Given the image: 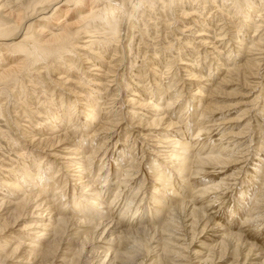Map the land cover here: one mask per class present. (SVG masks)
Returning a JSON list of instances; mask_svg holds the SVG:
<instances>
[{"label":"rangeland","instance_id":"374dc122","mask_svg":"<svg viewBox=\"0 0 264 264\" xmlns=\"http://www.w3.org/2000/svg\"><path fill=\"white\" fill-rule=\"evenodd\" d=\"M10 1L13 13L36 4L24 18L47 26L42 36L73 24L94 44L81 50L77 38L59 62L26 64L10 94L0 82V264H264V0ZM89 5L115 8L117 36L79 24ZM9 41L0 37V73L24 62ZM60 62L75 69L60 73ZM25 193L41 206L14 216ZM81 208L93 225L69 224L52 246L39 236L49 217Z\"/></svg>","mask_w":264,"mask_h":264},{"label":"bare ground","instance_id":"6f19581e","mask_svg":"<svg viewBox=\"0 0 264 264\" xmlns=\"http://www.w3.org/2000/svg\"><path fill=\"white\" fill-rule=\"evenodd\" d=\"M14 2H16V1H18V0H13ZM12 1V2H13ZM37 1V3H38V5L39 4H43L44 2H46L47 0H36ZM35 1V2H36ZM75 1V2H74ZM77 1V2H76ZM159 0H157V2H158ZM48 2V1H47ZM61 2V1H60ZM59 2V3H60ZM65 2H67V3H72V2H74L75 4H77L78 6H81L82 4H83V2H82V4H80V3H78L79 2V0H65ZM262 2V1H261ZM29 3H31V2H29ZM58 3V2H57ZM58 3V4H59ZM214 3V2H213ZM11 4V1L10 0H2L1 1V3H0V10H5V11H3V12H1V13H4L5 14V16L7 17L6 19H8V18H10V17H12V20H13V25L12 26H10V27H6L7 25L5 24V23H3V22H0V37H1V39L2 38H7V39H9L10 41H9V43H11L12 44V46H11V50H13L14 52H18L19 54H21L22 55V57H23V64L21 65L20 63L19 64H17V65H14L13 67H10V68H7V69H5V70H3V71H1V73H0V82H2V85L4 84L5 86H4V89H3V91H5V92H8V94H10V92L11 91H9L8 89H11L9 86H12V85H20L21 84V80H19L20 78H19V75H21V73L23 72V75H25V77H28L29 76V74H27L28 72H27V68L25 67V65L26 64H28V66H29V71L31 72V70H33V69H36V68H34V66L37 64V63H39V62H42V65H45L46 66V63L48 64L49 63V60L51 59V58H56L58 61L57 62H59V57L61 58L62 56V53L63 52H67L68 50H70L71 49V46H75V44H73L72 42H73V40L74 39H79V40H82L83 39V41H81L82 43V45L81 46H79L78 48H87V47H89V49H91V45L93 46V44L94 43H90L89 41H84V39L86 38V36H87V34H88V32L86 31V29L88 28V27H85V28H82V29H75V26L73 25V24H62L63 26H61L60 28H61V32L59 31V33L57 32V34H54V33H52L50 30H47L46 31V33L48 32V34L47 35H45V36H42V34L43 33H45V30L44 29H48L47 28V26H41V28H40V30L38 31V30H34L35 29V27L34 26H37V25H35V24H33V25H31L29 22H31L32 23V21L31 20H29V22H27V23H25L26 22V18L28 19V17H26V18H24V14H26V12L28 13V12H30V10H29V6H31L32 7V11L34 12L35 10H33V9H35V8H33V6H35L36 4L34 3V2H32L29 6H28V9H24L23 11H20V9H19V12L18 13H13L12 11H10V8H9V5ZM15 4V3H14ZM17 4V3H16ZM28 4V3H27ZM93 4V3H92ZM232 4V3H231ZM51 6V5H50ZM103 6V5H102ZM166 6V5H165ZM252 5H250L249 7H251ZM53 6H51V8H52ZM254 7V6H253ZM252 7V8H253ZM42 8V7H41ZM76 8V7H75ZM255 8V7H254ZM53 9H55V8H53ZM53 9H51V10H53ZM16 10V9H15ZM18 10V9H17ZM50 10V9H49ZM50 10V11H51ZM31 11V12H32ZM58 11V10H57ZM62 11V10H61ZM86 11H87V15L85 16V17H82V18H80V21H79V24L80 23H82V22H84L85 20H87V19H90V18H92V24H93V22H94V24H96L97 26H99L101 29H104L105 30V35H108V36H110V35H116L117 36V34H118V29H119V26H120V23H121V19H120V17L119 18H116V17H112L113 16V14H114V11H115V8H113V7H102V8H100L99 10H97L96 11V8L95 7H93V5H89V7H88V9L86 8ZM198 11V10H197ZM16 12V11H15ZM30 12V13H31ZM53 12V11H52ZM161 14V13H160ZM247 14V13H246ZM29 15V14H28ZM53 15V14H52ZM57 15H58V13H57ZM183 15V14H182ZM31 17V16H30ZM260 17V16H259ZM3 18V17H2ZM5 18V17H4ZM24 19H25V21H24ZM56 19V18H55ZM58 21V20H57ZM246 24V23H245ZM252 25V24H251ZM79 26V25H78ZM38 27V26H37ZM39 29V28H38ZM60 30V29H59ZM94 30V29H93ZM58 31V30H57ZM39 32V33H38ZM92 32V31H91ZM97 32H99V31H97ZM37 33V34H36ZM56 33V32H55ZM95 33V32H94ZM37 36H36V35ZM40 35H41V37H44L43 39H39V37H40ZM200 36V35H199ZM91 37V36H90ZM106 37V36H105ZM88 38V37H87ZM86 38V39H87ZM103 38V37H102ZM113 38V37H112ZM105 39V38H104ZM107 39V38H106ZM109 39H111V38H109ZM108 39V40H109ZM78 40V41H79ZM108 40H107V42H108ZM203 40V39H202ZM3 41H5V40H3ZM106 41V40H105ZM109 41H111V40H109ZM114 41V40H113ZM201 41V40H200ZM202 42H204V41H202ZM6 44H7V42H5ZM76 43V42H75ZM88 43H90V45L88 46L87 44ZM99 43V42H98ZM104 44V43H103ZM106 44V43H105ZM3 45V44H2ZM2 45H0V46H2ZM5 45V44H4ZM9 45V44H8ZM99 45V44H98ZM108 45H109V43H108ZM101 46H102V44H101ZM104 46H107V45H104ZM9 47V46H8ZM77 48V49H78ZM104 48H106V47H104ZM10 49V48H9ZM94 49L96 50V48L94 47ZM98 49V48H97ZM243 49V48H242ZM1 50V49H0ZM5 50V49H4ZM82 50V49H81ZM105 50V49H104ZM103 50V51H104ZM71 51H72V49H71ZM98 51V50H97ZM73 52V51H72ZM106 53V52H105ZM115 53V52H114ZM97 55V54H96ZM96 55H95V57H96ZM98 56V55H97ZM114 56V55H113ZM89 57V56H88ZM101 57H103V56H101ZM71 58V57H70ZM22 59V58H21ZM55 59V60H56ZM85 59H87V58H85ZM98 59V58H97ZM99 59H100V57H99ZM83 60H84V57H83ZM51 61V60H50ZM251 61V60H250ZM256 61V60H255ZM53 62H55V61H53ZM86 62H87V60H86ZM88 62H89V60H88ZM255 63V62H254ZM62 64H64L63 62H60V65H62ZM66 64H64V66H65ZM27 66V67H28ZM38 66V65H37ZM189 66V65H188ZM256 66V65H255ZM66 68L64 69V70H62V71H60V73L62 72L63 73V71H68V70H71V69H75L73 66H72V64L70 63V64H68L67 66H65ZM91 67V66H90ZM37 68H39V67H37ZM26 69V70H25ZM90 68H88L87 70H89ZM78 70V69H77ZM76 70V71H77ZM35 71V70H34ZM37 71V70H36ZM75 71V72H76ZM234 71H237L236 69L234 70ZM239 71V70H238ZM85 72V71H84ZM107 73V72H106ZM108 73H110V72H108ZM32 74V73H31ZM77 74V73H76ZM59 75V74H58ZM82 75V74H81ZM84 75V74H83ZM22 76V75H21ZM23 77V76H22ZM81 77V76H80ZM105 78V77H104ZM192 78V77H191ZM196 78V77H195ZM22 79V78H21ZM64 79V78H63ZM199 79V78H198ZM28 80V79H27ZM59 80H61V79H58V81ZM67 80V79H66ZM81 80H82V78H81ZM95 80H97V79H95ZM24 81V80H23ZM77 81H80V80H77ZM98 81V83H99V85L100 84H102L100 81H102V78L99 80H97ZM97 81H95V82H97ZM82 82V81H81ZM63 82L62 81H60L58 84L59 85H61ZM78 83V82H77ZM98 83H96V84H98ZM10 84V85H9ZM82 84V83H81ZM23 85H24V82H23ZM26 85V84H25ZM24 85V86H25ZM32 85V84H31ZM40 85V84H39ZM83 85V84H82ZM81 85V86H82ZM85 85V84H84ZM108 85V84H107ZM34 86V85H33ZM78 86V85H77ZM9 87V88H8ZM83 87V86H82ZM85 87V86H84ZM8 88V89H7ZM78 89H79V86H78ZM82 89V88H81ZM0 92H1V90H0ZM75 92V91H74ZM73 92V94L76 96V95H78L77 96V98L79 97V94L81 95L82 93L81 92H76V93H74ZM84 92V91H83ZM87 92V91H86ZM200 92V91H199ZM12 93V92H11ZM6 95H7V93H5ZM83 95V94H82ZM81 95V96H82ZM200 95V94H199ZM80 96V97H81ZM89 97V96H88ZM91 97V96H90ZM76 98V99H77ZM92 98V97H91ZM96 98V97H95ZM98 98H100V97H98ZM75 99V100H76ZM80 99V98H79ZM18 100V99H17ZM87 100H88V98H87ZM90 100H92V102H93V100L94 99H90ZM77 101V100H76ZM80 101V100H79ZM82 101V100H81ZM97 101V100H96ZM95 101V102H96ZM77 103V102H76ZM91 103V102H90ZM88 104H89V102H88ZM87 104V105H88ZM93 104V103H92ZM75 105H77V104H75ZM91 105V104H90ZM81 106V105H80ZM85 106V105H84ZM95 107L96 106H98V105H94ZM171 106V105H170ZM73 107V106H72ZM91 107V106H90ZM147 107V106H146ZM154 107V109L155 108H157V106H153ZM215 107V106H214ZM96 110V109H95ZM93 108H89V109H84V111H86V115L85 116H87L88 118L90 117V119H91V121H93L94 122V120L96 119V117H95V115H93V111H95ZM219 110V109H218ZM164 111V110H163ZM203 114V113H202ZM52 115V114H51ZM73 116V115H72ZM166 117V116H165ZM56 118V117H55ZM162 119L163 118H160V119H156L157 120V123L158 122H161L162 121ZM60 122L61 121H63L62 119L61 120H59ZM169 122V121H168ZM154 124V123H153ZM169 124V123H168ZM173 125V124H172ZM169 127H171V125H168ZM41 127V126H40ZM53 126L51 125V128H52ZM53 129V128H52ZM51 132V131H50ZM48 135H50V134H48ZM53 135V134H52ZM64 137V139L62 138V137H55L54 139H52V140H50V139H39V140H37L36 142V144L35 145H37L38 147L39 146H41L42 145V143L43 142H50L51 144V146H53V144L54 143H60V142H63V141H65V140H67V138L65 137V135L63 136ZM33 138V137H32ZM48 138V137H47ZM33 141H34V139H32ZM31 141V140H30ZM32 143V142H31ZM177 145H179V143H176ZM175 144V145H176ZM72 147V146H71ZM188 146H185L184 147V150L187 148ZM51 148V147H50ZM75 148V147H74ZM183 148V147H182ZM68 149H71V151H69V154H72V155H78L77 153H76V150L75 149H73V148H67V150ZM175 150V149H174ZM63 152H67V151H63ZM173 152V151H172ZM181 152V154H183L182 152L183 151H180ZM75 153V154H74ZM174 154V153H173ZM180 154V153H179ZM178 154V155H179ZM80 155V154H79ZM174 155H176V154H174ZM173 155V156H174ZM185 155V154H184ZM184 155H182V156H184ZM171 156H172V154H171ZM170 156V157H171ZM66 157V156H65ZM80 157V156H79ZM169 157V156H168ZM177 156H175V158H176ZM79 158H72V159H68L67 158V160H69L66 164H72V163H74V166H75V163H78V162H76L77 160H78ZM183 159V160H182ZM208 159V158H207ZM180 160H182V163L183 164H185L186 162H188L189 161V159L188 158H181ZM216 160H219V159H214L213 160V162L215 161L216 162ZM212 161V160H211ZM221 161V160H220ZM185 162V163H184ZM219 162V161H218ZM219 164V163H218ZM73 165V164H72ZM86 167L87 166H85V164L82 162L80 165H79V170L77 171L78 172V174H84V171L86 170ZM180 167H182V166H180ZM177 168V167H176ZM77 169V168H76ZM180 169V168H179ZM178 169V170H179ZM75 172V171H74ZM180 172V171H179ZM28 173V172H27ZM27 175V174H26ZM28 176V175H27ZM81 179V178H80ZM159 179H161V178H159ZM32 180H34V179H32ZM11 181V180H10ZM5 182H7V181H5ZM4 182V183H5ZM16 182V181H15ZM33 184L35 183L34 181H31ZM12 183H14V182H12ZM82 183V185H81V187H82V189L83 188H85L84 190H86V191H90V184L88 183V182H85V180H84V182H81ZM6 184V183H5ZM17 184V183H16ZM15 184V185H16ZM89 184V185H88ZM92 185V184H91ZM13 185H11V187H12ZM16 186H18V184L16 185ZM18 187H20V186H18ZM43 187V186H42ZM17 188V187H16ZM24 188V187H23ZM15 189V188H14ZM20 189V188H19ZM27 189V188H26ZM33 189V188H32ZM92 189V188H91ZM12 190H13V188H12ZM18 190V189H17ZM34 190V189H33ZM43 190V189H42ZM41 190V191H42ZM19 191V190H18ZM21 191V190H20ZM31 191V190H30ZM35 191V190H34ZM24 193V192H23ZM29 193V191L27 192V194ZM32 193V192H31ZM31 193H30V195H31ZM42 193V192H41ZM83 194H85L86 192H82ZM26 194V193H25ZM25 194H24V196H25ZM26 194V195H27ZM33 194V193H32ZM38 194H40V192L38 193ZM44 194V193H43ZM91 194V193H90ZM117 194V193H116ZM41 195V194H40ZM100 195V194H99ZM28 196V197H27ZM23 200H21V202H18V204H17V208L16 209H18V212L17 213H15V215L14 216H16V214L19 216V214H22V212L24 211L25 212V210L28 208V206L31 204H33V203H35L36 204V207H37V204H38V200L40 199H37L36 197V195H35V197H30L29 195H27ZM33 196V195H32ZM88 196H90L89 194H88ZM98 196V195H97ZM119 196V195H118ZM43 198V197H42ZM41 198V199H42ZM93 198V197H92ZM99 199V198H98ZM97 199V200H98ZM82 201H84V202H89V201H87V200H84V198L83 199H81ZM103 201V200H102ZM46 203V202H45ZM48 203V202H47ZM8 203H4V202H1V204H0V207L2 208L4 205L6 206ZM52 204V203H51ZM90 204V203H89ZM106 204V203H105ZM43 205V204H42ZM50 205V204H49ZM84 205V204H83ZM98 205V207H100L102 204L101 203H99V204H97ZM38 206L40 207L41 206V203L39 202V204H38ZM45 206V205H44ZM103 206V205H102ZM110 206H112V205H110ZM110 206H109V208H110ZM115 206H117V205H115ZM30 207V206H29ZM38 207V208H39ZM46 207H47V204H46ZM49 207V206H48ZM79 207V206H78ZM108 208V209H109ZM49 209V208H48ZM47 208L45 209V210H43V209H41V212L39 213V216H42L43 215V213L44 212H46V210H48ZM50 209H51V207H50ZM53 209V208H52ZM51 209V210H52ZM184 209V206H182V209L181 210H183ZM80 210V213H81V217H79V218H77L76 217V219H72V218H70L69 216H67V217H64V218H58V219H54V218H50L49 217V219H53L52 221H51V223H53L54 224V226H52L51 224H44L43 225V228L44 229H42V231H47V233H43L42 232V234L41 235H39L40 237L41 236H43V235H47V239L49 240V239H51V241H50V244H48L49 246H52L53 244H55V242H56V240L57 239H59V237L61 238L62 236H60V235H63L64 234V229H66L67 227H68V225L70 224V226H71V228H73V226H74V228H77V227H80V226H84V225H88V226H91V225H93L90 221V223L89 222H87L92 216H94V215H92V216H90V212H93V210L92 211H89L88 209H84V208H81V209H79ZM110 210H112V209H110ZM110 210H108V211H110ZM40 211V210H39ZM43 211V212H42ZM99 211V210H98ZM106 211V210H105ZM113 211V210H112ZM74 212H76L75 210H74ZM78 212V211H77ZM129 212V211H128ZM48 213V215H50L49 214V212H47ZM53 212H51V214H52ZM55 213V212H54ZM106 213V212H105ZM75 214V213H74ZM77 214V213H76ZM102 214V213H101ZM105 215V214H104ZM51 216V215H50ZM60 216H61V214H60ZM97 216V215H96ZM103 216V215H102ZM107 216H108V214H107ZM137 216V215H136ZM69 217V218H68ZM74 217V216H73ZM99 219H101L99 216H97ZM97 217H96V219H97ZM105 217V216H104ZM104 217H102V218H104ZM110 217V216H109ZM140 217V216H139ZM193 217V216H192ZM39 218H42V217H39ZM98 219V220H99ZM196 219H197V217H196ZM17 220V219H16ZM15 220V221H16ZM91 220V219H90ZM102 222H100V220H99V222L98 223H95V225H96V228L98 229V228H101V227H103V228H105L106 229V227H108L110 224H112V223H110V224H108V222H103V220H101ZM120 221H122V220H120ZM143 221V220H142ZM14 223V222H13ZM121 223V226H122V222H120ZM142 223V222H141ZM32 224H35V223H32ZM114 224V223H113ZM129 225H131V224H129ZM87 226V227H88ZM128 226V225H127ZM132 226V225H131ZM130 226V227H131ZM37 227V226H36ZM40 227V226H39ZM38 227V228H39ZM93 227V226H92ZM130 227H129V229H130ZM5 228H7L6 226H1L0 227V232H2ZM74 228L73 229H71V230H74ZM102 228V229H103ZM116 228V227H115ZM79 229V228H78ZM118 229V228H117ZM76 230V229H75ZM74 230V231H75ZM116 229H112V232L113 231H115ZM110 231V230H109ZM77 232V231H76ZM110 233V235H112L113 233ZM120 232V231H119ZM74 233V232H73ZM121 234H122V232H120ZM126 234L127 233H129V232H125ZM137 233H138V231H137ZM65 235V234H64ZM120 235V234H119ZM73 236H74V234H73ZM103 236V235H102ZM233 235H230V237H232ZM37 237V236H36ZM39 238V237H38ZM233 238V237H232ZM236 238V237H235ZM45 239V238H44ZM47 239H46V241H47ZM229 240V239H228ZM57 241H59V240H57ZM114 244V243H113ZM48 246V248H46L47 250H45L44 252L46 253H49L50 252V248L51 247H49ZM239 246V245H238ZM36 247V246H35ZM32 248V246L30 247V249ZM33 249V248H32ZM16 252V251H15ZM93 252V255L95 254V255H98V251L96 250V251H92ZM44 253V254H45ZM90 253V252H89ZM102 253V252H101ZM23 255V254H22ZM35 256H37V255H35ZM6 257V256H5ZM46 257V256H45ZM99 257V256H98ZM36 258V257H35ZM99 259V258H98ZM110 262V261H109ZM3 264V263H2ZM103 264V263H102ZM112 264V263H111Z\"/></svg>","mask_w":264,"mask_h":264}]
</instances>
